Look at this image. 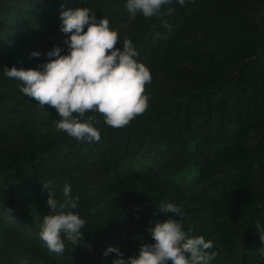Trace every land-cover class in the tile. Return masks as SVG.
Instances as JSON below:
<instances>
[{
	"label": "trees",
	"instance_id": "16d2710c",
	"mask_svg": "<svg viewBox=\"0 0 264 264\" xmlns=\"http://www.w3.org/2000/svg\"><path fill=\"white\" fill-rule=\"evenodd\" d=\"M85 7L133 41L152 76L149 106L121 128L89 112L101 139L77 141L0 69V264H112L108 246L136 255L154 243L151 223L180 219L159 210L168 202L213 242L210 264H264V0H172L151 17L130 15L125 0H0V68L66 53L60 12ZM44 182L58 200L70 185L87 221L62 254L38 235Z\"/></svg>",
	"mask_w": 264,
	"mask_h": 264
},
{
	"label": "clouds",
	"instance_id": "9594fccd",
	"mask_svg": "<svg viewBox=\"0 0 264 264\" xmlns=\"http://www.w3.org/2000/svg\"><path fill=\"white\" fill-rule=\"evenodd\" d=\"M172 0H125L128 13L144 17L158 14L163 5ZM184 5L186 0H177ZM61 32L68 34L64 43L66 53L54 46L46 53L47 61L37 68L17 69L3 67L7 78L21 82L20 91L34 98L41 106L55 108L59 119L57 130L77 141L98 142L99 129L94 126L89 112L99 113L104 123L113 128L129 124L144 113L149 106L145 86L152 82L150 70L137 59L139 53L130 39L121 43L118 31L110 26L107 18H97L90 7L64 9L60 12ZM117 42L121 47H115ZM39 57V51H32ZM48 214L39 225V238L50 253L62 254L66 243L83 241L87 221L79 214V196L72 195L70 185L63 188V199L58 200L49 183ZM164 213H173L149 226L154 243L144 242L138 254L125 257L121 251L108 246L104 255L115 253L112 264H210L215 253L213 242L202 235H191L185 230L181 207L168 202L159 207ZM260 239L264 242V223L257 221Z\"/></svg>",
	"mask_w": 264,
	"mask_h": 264
}]
</instances>
